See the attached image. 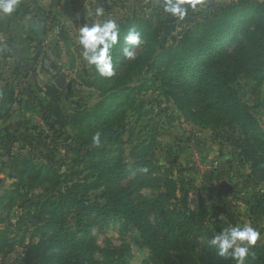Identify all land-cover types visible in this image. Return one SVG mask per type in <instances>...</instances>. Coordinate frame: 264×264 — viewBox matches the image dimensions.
Here are the masks:
<instances>
[{
  "label": "rangeland",
  "instance_id": "1",
  "mask_svg": "<svg viewBox=\"0 0 264 264\" xmlns=\"http://www.w3.org/2000/svg\"><path fill=\"white\" fill-rule=\"evenodd\" d=\"M66 1L74 7L40 10L18 23L21 35L26 34L18 45L26 61L14 113L0 136V264H39L29 256L38 257L45 249L54 230L44 225L53 211L73 228L78 202L67 204L65 195L86 203L103 201L102 191L113 182L97 164L101 154L92 152L102 145L118 151L122 184L134 182L141 194L153 197L172 179L177 198L171 204L182 209L179 198L186 195L185 208H204L215 235L250 224L261 233L250 250L264 245V180L257 178L259 173L254 176L241 144L227 139L236 131L201 126L191 86L198 63L226 44L235 30H244L240 55L249 59V69L234 84L264 129V79L258 69L264 66V0H206L182 22L168 17L159 0H88L85 10L78 6L80 0ZM99 7L103 17L95 15ZM106 19L116 20L121 32L135 28L142 40L134 60L121 52L119 58L116 45L110 78L81 59L76 40L84 24ZM219 34L228 37L219 42ZM26 39L33 50L25 46ZM229 58L222 61L233 63ZM62 73L60 88L56 80ZM52 85L63 97L59 105L65 126L54 125L55 103L48 104ZM106 128L112 130L110 137L93 146L92 134ZM148 171L153 172L149 177L136 179ZM91 217L99 261L155 264L150 249L140 244L139 230L127 226L125 218L104 220L99 212Z\"/></svg>",
  "mask_w": 264,
  "mask_h": 264
},
{
  "label": "trees",
  "instance_id": "2",
  "mask_svg": "<svg viewBox=\"0 0 264 264\" xmlns=\"http://www.w3.org/2000/svg\"><path fill=\"white\" fill-rule=\"evenodd\" d=\"M230 22L226 23V28L229 27ZM235 31L227 42L229 46L223 43L210 58L198 63L191 75V86L201 117L198 119L201 126L217 127L225 129V132L238 131L241 135L232 133L227 139L241 144L245 150L243 156L253 162L254 176L259 173L260 176L257 178L264 180V129L258 118L251 113V107L243 100L234 84L237 76L243 70L249 69L250 62L240 55L244 49L246 32ZM127 32L128 30L121 32L120 42L116 48L118 57L120 52L123 55L120 51L121 46L128 47L123 39ZM219 36L220 39H216L219 42L228 37L223 34ZM254 44L256 45V41ZM40 56L41 54H38L37 58ZM229 57L234 58L233 63L222 61L230 59ZM258 69L261 71L259 77L264 79V66ZM48 93L51 95L49 107L55 103L51 111L57 116L54 125L61 123L65 126V116L59 105L60 100L63 99L60 90L52 85ZM6 112L9 114L11 109ZM111 133L112 130L106 128L101 137L107 139ZM92 152L101 154V161L97 164L107 170V177L113 183L102 191V202L86 203L82 198L77 200L74 194L65 195L63 200L67 204L78 202L73 228L66 225L63 216L53 211L52 219L44 226H52L49 231H54L45 240L46 247L39 251L38 257L29 256L31 262L37 260L41 264L40 261L46 258L47 264H106L97 259L96 236L90 232L91 214L94 212H99L104 220L125 218L127 226H135L139 230L141 246H146L151 251L152 263L233 264L235 262L232 259L218 257L217 249L209 246L208 241L215 234L212 226H209V221L205 220L204 208L199 212L186 209V195L179 198L182 209L170 203V199L176 197L174 180L168 179L163 185L165 191H159L155 196L148 197L135 188L134 182L122 184L117 164V150L102 145ZM151 173L153 172L138 173L136 179L141 175L149 177ZM81 234L84 235L79 237ZM201 240H205V244L199 243ZM246 264H264V245L250 250Z\"/></svg>",
  "mask_w": 264,
  "mask_h": 264
},
{
  "label": "clouds",
  "instance_id": "3",
  "mask_svg": "<svg viewBox=\"0 0 264 264\" xmlns=\"http://www.w3.org/2000/svg\"><path fill=\"white\" fill-rule=\"evenodd\" d=\"M21 0H0V17L11 16L19 8ZM206 0H159V5L168 17H173L180 22L190 16V12L203 8ZM97 17L104 16L103 7L95 11ZM120 25L114 19H106L102 22H94L90 26L86 23L79 28L76 37L77 46L81 51V59L102 77H112L114 72L113 50L120 42ZM124 41L131 47L123 49V55L128 60H134L136 48L141 45V34L130 28L124 36ZM7 51V48L0 49V52ZM102 132L97 130L91 136L93 146L100 147ZM261 238V233L251 226H235L223 229L219 234L214 235L209 241V246L217 249L218 257L222 259L235 260V264H246L250 254V248L255 246Z\"/></svg>",
  "mask_w": 264,
  "mask_h": 264
},
{
  "label": "crops",
  "instance_id": "4",
  "mask_svg": "<svg viewBox=\"0 0 264 264\" xmlns=\"http://www.w3.org/2000/svg\"><path fill=\"white\" fill-rule=\"evenodd\" d=\"M79 2L78 6L82 10H85L88 5V0H80ZM66 4L70 8L74 7V5H71L66 0H21L19 8L15 13L11 16L0 17V49L7 48V51L0 52V136H2L3 127L8 117L14 113L13 109L18 99V92L22 87V84L19 83L21 82L19 76L22 71V62L26 61L24 59L26 55L21 54L18 50V45L20 41L25 40L23 38L26 34L24 36L21 35L18 23L25 18V15L32 14L33 16H37V11L40 10H61V7H67ZM42 31L44 32V30ZM42 31L34 32L41 35ZM29 37L30 35L26 36V38ZM25 46L29 51L33 50L32 45L27 42V39ZM27 55L32 57V52H29ZM42 57H44V54ZM28 76L29 74L26 77ZM9 108L11 112L7 114L6 111Z\"/></svg>",
  "mask_w": 264,
  "mask_h": 264
},
{
  "label": "water",
  "instance_id": "5",
  "mask_svg": "<svg viewBox=\"0 0 264 264\" xmlns=\"http://www.w3.org/2000/svg\"><path fill=\"white\" fill-rule=\"evenodd\" d=\"M168 31H169V29H168ZM64 78H65V74L64 73H62L61 75H59V77L56 80V83H57L58 87H60V88H63L64 87Z\"/></svg>",
  "mask_w": 264,
  "mask_h": 264
}]
</instances>
